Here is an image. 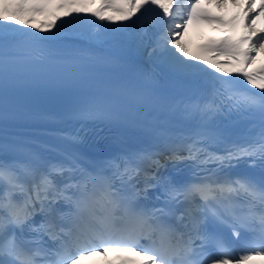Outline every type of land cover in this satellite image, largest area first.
<instances>
[{
	"label": "snow or ice",
	"instance_id": "6c2138e0",
	"mask_svg": "<svg viewBox=\"0 0 264 264\" xmlns=\"http://www.w3.org/2000/svg\"><path fill=\"white\" fill-rule=\"evenodd\" d=\"M93 3L0 0V124L9 116V89L55 83L76 94L72 119L119 123L142 114L168 155L162 162L158 149H124L90 169L76 152L49 158L0 139V264H82L93 255L106 257L104 264L264 259V63L250 68L264 51V27H256L264 0H231L240 11L228 20L201 0H99L90 8ZM152 13L160 20L149 35ZM202 23L242 31L210 38L198 46L207 55H191L184 37ZM73 34L130 38L154 66L197 82L201 94L167 104L164 112L154 77L148 89L98 77L105 57L91 46L66 44ZM168 116L187 126L170 131L163 126ZM168 162L189 165L191 175H164ZM241 163L253 171L236 172ZM224 229L237 238L248 232L250 239L234 249ZM109 252L118 254L107 258Z\"/></svg>",
	"mask_w": 264,
	"mask_h": 264
},
{
	"label": "bare ground",
	"instance_id": "6f19581e",
	"mask_svg": "<svg viewBox=\"0 0 264 264\" xmlns=\"http://www.w3.org/2000/svg\"><path fill=\"white\" fill-rule=\"evenodd\" d=\"M258 1L259 0H256V3H258ZM226 3H229L230 5H232V3H231V0H227V2ZM225 3V4H226ZM258 5V4H257ZM233 6V5H232ZM233 10L235 11V10H237V11H239L240 9H238L237 7H234L233 6ZM257 28H261V27H264V25L263 24H261V25H257L256 26ZM113 46V43L112 42H108V44H105L104 45V47H112ZM262 55H264V51H261V52H259V53H257L256 55H255V58H258L259 56H262Z\"/></svg>",
	"mask_w": 264,
	"mask_h": 264
}]
</instances>
